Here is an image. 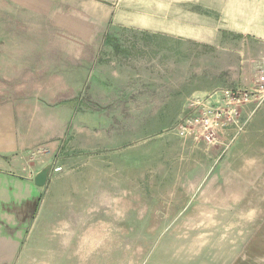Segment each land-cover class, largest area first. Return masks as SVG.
Segmentation results:
<instances>
[{"label":"rangeland","instance_id":"obj_1","mask_svg":"<svg viewBox=\"0 0 264 264\" xmlns=\"http://www.w3.org/2000/svg\"><path fill=\"white\" fill-rule=\"evenodd\" d=\"M43 2L37 95L43 125L59 129L50 178L70 180L42 197L59 229L66 218L88 229L68 236L83 246L70 252L90 253L85 264H264V102L223 152L182 139L179 50L162 55L145 33L104 42L81 7Z\"/></svg>","mask_w":264,"mask_h":264},{"label":"crops","instance_id":"obj_2","mask_svg":"<svg viewBox=\"0 0 264 264\" xmlns=\"http://www.w3.org/2000/svg\"><path fill=\"white\" fill-rule=\"evenodd\" d=\"M43 3L0 0V264H85L91 259L90 253L72 254L71 248L83 246L73 245L68 237L75 229H88L83 223L70 226L67 218L59 229V219L55 221L53 210L47 206L52 194L42 197L56 183L70 179L64 175L50 178L49 174L43 186L34 183L39 171L58 162L56 145L51 146L58 137L57 122L43 125L41 96L37 95L42 85V56L36 55L37 24L42 20ZM59 3L87 12L85 24L99 25L106 33L104 42L121 34L145 33L152 40H162L160 54L169 57L179 50L180 84L189 90L177 122L196 95L216 87L250 88L258 69L264 67V0ZM15 9L19 17L12 21L10 15ZM16 22L17 31H12ZM151 46L155 49V44ZM250 104L254 105L243 107V115L253 110ZM54 231L68 235L53 245L49 238H55ZM93 244L88 248L94 249Z\"/></svg>","mask_w":264,"mask_h":264},{"label":"built area","instance_id":"obj_3","mask_svg":"<svg viewBox=\"0 0 264 264\" xmlns=\"http://www.w3.org/2000/svg\"><path fill=\"white\" fill-rule=\"evenodd\" d=\"M263 102L264 67H260L250 88L216 87L190 99L174 130L182 139L206 146L218 145L223 152L244 130L247 119H242L243 107L254 104L253 110L246 116L248 118ZM59 171L61 166L53 163L49 174Z\"/></svg>","mask_w":264,"mask_h":264},{"label":"water","instance_id":"obj_4","mask_svg":"<svg viewBox=\"0 0 264 264\" xmlns=\"http://www.w3.org/2000/svg\"><path fill=\"white\" fill-rule=\"evenodd\" d=\"M50 166L51 165H46L41 171H39L35 177H34V183L37 186H43L49 176L50 173Z\"/></svg>","mask_w":264,"mask_h":264}]
</instances>
